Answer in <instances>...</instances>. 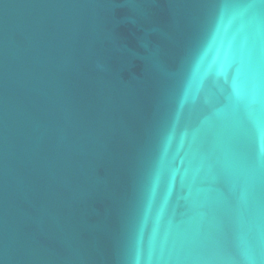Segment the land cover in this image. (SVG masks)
<instances>
[{
  "label": "water",
  "instance_id": "water-1",
  "mask_svg": "<svg viewBox=\"0 0 264 264\" xmlns=\"http://www.w3.org/2000/svg\"><path fill=\"white\" fill-rule=\"evenodd\" d=\"M0 264H264V0H0Z\"/></svg>",
  "mask_w": 264,
  "mask_h": 264
}]
</instances>
